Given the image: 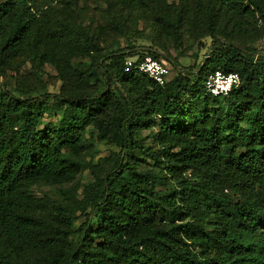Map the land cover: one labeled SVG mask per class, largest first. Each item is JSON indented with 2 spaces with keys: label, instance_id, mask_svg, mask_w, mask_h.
<instances>
[{
  "label": "trees",
  "instance_id": "trees-1",
  "mask_svg": "<svg viewBox=\"0 0 264 264\" xmlns=\"http://www.w3.org/2000/svg\"><path fill=\"white\" fill-rule=\"evenodd\" d=\"M132 1L126 13L108 0L116 18L95 29L78 21L79 0L0 1V77L29 62L38 83L0 90V264H264V52L235 37L264 21V0ZM186 35L210 41L193 68L172 53ZM148 55L177 76L161 86L125 72ZM46 65L78 86L40 92ZM217 71L240 76L227 97L206 91ZM52 100L59 121L41 128ZM90 126L119 149L106 173L91 169L72 203L37 196L76 180Z\"/></svg>",
  "mask_w": 264,
  "mask_h": 264
},
{
  "label": "rangeland",
  "instance_id": "rangeland-1",
  "mask_svg": "<svg viewBox=\"0 0 264 264\" xmlns=\"http://www.w3.org/2000/svg\"><path fill=\"white\" fill-rule=\"evenodd\" d=\"M3 1V0H0ZM185 4L189 8L196 4V0H169V4ZM112 5L114 6H124V11L127 13V9H130L135 5L132 0H112ZM110 3L108 0H79V14L78 21L83 23L84 26L88 28L95 29L98 25H104L111 27V22L116 18L115 14L109 12ZM259 19V15L257 16ZM253 19L251 23H253ZM251 29L247 34L235 35L237 36V44L242 48L257 49L259 53L264 52V21L259 20L257 23H253ZM139 28H148L146 22L140 21ZM109 37L107 42L103 43L106 48H112L119 39L115 35L113 30H109ZM123 43V40L121 41ZM125 44V43H124ZM136 44L142 46H150L148 41L141 40ZM210 46V41L208 40L205 48L199 49L197 42H194L192 38L187 35L184 37V46L181 50H172L174 56L179 59L181 65L185 68L198 66L207 55L208 48ZM90 59L78 58L72 60V70L78 72V74H86L89 69ZM173 68V67H172ZM178 70L173 68L172 77L177 76ZM43 79V84L46 88H40L41 91H48L49 93H58L61 91L63 85L68 87L70 84L75 83L78 86L77 78L74 77L73 82L67 81L66 83L59 78L57 71L51 66L46 65L44 72L41 74ZM22 79H21V78ZM36 73L31 65V63L26 62L21 66L19 72L15 69H11L5 72V74L0 77V90L2 86H8L10 91L15 88L17 80H23L28 83L31 88H36L38 83L36 82ZM104 84H100L103 87ZM189 101V99H186ZM51 110L45 114L41 121V128H44L48 124H56L59 121L60 111H58V104L54 103L52 100L50 102ZM147 138L145 142L147 144H152L153 138L151 137V131H144L142 133V138ZM119 149L114 145L108 144L106 142H101L97 139L95 130L92 126L87 128V141L85 147L82 150L81 162L84 169L79 170L76 180L73 182H68L62 186H49V185H37L33 188L34 193L39 196H50L58 201L72 203V198H81L83 192V186L94 180L91 173V169L95 170L99 175H104L108 170L110 164L114 160V154L118 153ZM152 164L153 161L149 160ZM89 166L90 168L88 169ZM171 186V185H170ZM172 187V186H171ZM170 187V188H171ZM159 189L167 190L168 187L158 186ZM86 221V215H80L79 220L76 222V228L78 229Z\"/></svg>",
  "mask_w": 264,
  "mask_h": 264
},
{
  "label": "built area",
  "instance_id": "built-area-1",
  "mask_svg": "<svg viewBox=\"0 0 264 264\" xmlns=\"http://www.w3.org/2000/svg\"><path fill=\"white\" fill-rule=\"evenodd\" d=\"M172 66L166 59L157 60L152 56L128 58L125 72L132 71L143 74L164 86L172 79ZM240 76L236 73L217 71L210 75L206 82V91L214 97H227L231 91L240 85Z\"/></svg>",
  "mask_w": 264,
  "mask_h": 264
}]
</instances>
